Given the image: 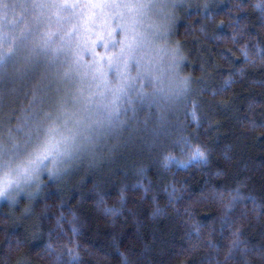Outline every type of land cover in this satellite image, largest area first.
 <instances>
[{"label": "trees", "instance_id": "16d2710c", "mask_svg": "<svg viewBox=\"0 0 264 264\" xmlns=\"http://www.w3.org/2000/svg\"><path fill=\"white\" fill-rule=\"evenodd\" d=\"M176 1L164 92L131 91L54 175L0 202V264H264V0ZM16 19L0 28V144L24 150L75 90L66 53L85 44L54 10ZM52 48L64 52L50 62Z\"/></svg>", "mask_w": 264, "mask_h": 264}, {"label": "snow or ice", "instance_id": "6c2138e0", "mask_svg": "<svg viewBox=\"0 0 264 264\" xmlns=\"http://www.w3.org/2000/svg\"><path fill=\"white\" fill-rule=\"evenodd\" d=\"M167 6L163 0L160 3L156 0H12L11 3L0 0V28H11L18 23L17 9L25 13L29 10L50 9L54 10L58 19L70 24L68 32L65 33L69 39L91 32L96 22L103 19L104 26L108 29L107 37L97 34V40H102L106 49H116L111 54L94 59L91 64H83V49L79 43L76 48H69L66 53L69 67L64 70L62 78L69 83L75 82V90H70V95L65 93L57 98L55 114L45 113L42 126L37 128L36 138L32 140L30 137L26 142L27 148L21 150L18 145L13 144L12 148L8 149L0 144V197H7L12 190H22L23 185L38 179L44 170H47L50 176L55 174L56 169L49 165H57L65 157H69L77 147V138L83 123V117L79 115L81 111L91 112L92 105L96 104L111 122V118L119 114V102L131 91L136 90L141 100L145 99L144 90L149 86L154 92H164L155 84L157 77L149 66L150 62L144 61L143 49L146 45L155 44L166 35V31H161L162 26L157 25L154 31L148 34L142 31L140 26L143 17L152 8ZM115 18H118L119 22L116 28H112L109 22ZM35 19L39 22V16ZM51 35L47 34L45 47L51 40ZM96 43L97 41H92L93 46ZM51 51L50 62L64 52V49L52 48ZM178 52V47L172 50L173 60H176ZM6 60L7 57L0 54V63ZM175 67L178 68L179 64ZM132 71H135L134 76L130 74ZM110 72L115 73L114 84L109 83ZM90 73L91 77L88 79ZM75 77H79L78 82L74 80ZM137 81L140 83L139 89H136ZM188 84L189 81L185 77L164 95L179 97L186 91ZM95 97L100 99H94ZM69 100L73 109L71 112L67 107ZM152 100L155 101L156 97L153 96ZM96 123L103 124V120L98 118ZM197 157L206 159L198 146L193 153V158ZM68 254L74 261V249L69 248Z\"/></svg>", "mask_w": 264, "mask_h": 264}, {"label": "rangeland", "instance_id": "374dc122", "mask_svg": "<svg viewBox=\"0 0 264 264\" xmlns=\"http://www.w3.org/2000/svg\"><path fill=\"white\" fill-rule=\"evenodd\" d=\"M157 3H160L161 0H156ZM177 1L176 0H163V3L170 6L175 4ZM165 14H166V7L160 8H152L146 16L143 17V23L140 26L141 30L151 34L155 27L157 25L165 26ZM119 22L118 18H115L113 21L109 22L110 26L112 28H116V24ZM107 28L104 26V20H98L93 28V30L89 33H82L80 35V40H84L85 46L81 47L83 50L81 52L82 56V61L85 62V64H91L94 59H100V57L106 56V54H111L116 49H113L111 47H108L107 49L104 47L103 41H98L97 40V34H102L104 38L107 37ZM119 31V29H116ZM162 30V27H161ZM118 38V37H117ZM92 41H97L96 45L93 46ZM89 53V54H88ZM85 54H88L85 55ZM143 54H144V61L150 62L149 66L152 67L153 74L158 77L159 75H164L171 67V64H173V58H172V48L165 42L163 39H159L155 42V44H149L146 45L145 48L143 49ZM85 55V56H84ZM87 56V60H84V58ZM143 63V61H142ZM106 64V60H105ZM83 71V69H81ZM131 75H135V71H132L130 73ZM115 73L110 72L109 73V83L114 84L115 79H114ZM91 73L89 74L88 79H90ZM79 80V77H78ZM140 88V83L137 81L136 83V89ZM137 92V91H136ZM126 97V96H125ZM122 98V102H119V110L123 106L124 98ZM94 99L99 100V97H95ZM110 99V96H109ZM106 102V101H104ZM71 105V102H70ZM71 108L69 109V112H71ZM81 117H83V123L80 126V134L77 138V147L75 148L74 151H81L83 148L86 147L87 142H88V137L90 136L88 131L92 129V126L96 123V120L100 118V115L107 116L106 113L102 112L100 109H98L96 104L92 105V111L91 112H85L81 111L79 113ZM115 116V115H114ZM113 116V117H114ZM73 151V152H74ZM72 152V153H73ZM68 157H65L61 162H59L57 165H49L50 167H54L55 169L60 167L64 161ZM67 161V160H66ZM41 173H48L47 170L42 171ZM40 173V174H41ZM40 176V175H39ZM39 179V178H38ZM38 179L33 180L29 184H25L22 186V190H12L7 197H0V202L3 200H12L16 198L17 196L21 194H25L26 189L30 188L32 185H35Z\"/></svg>", "mask_w": 264, "mask_h": 264}]
</instances>
